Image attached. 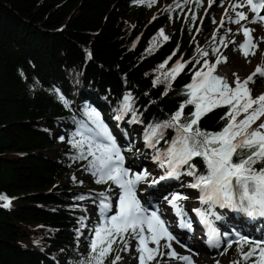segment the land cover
I'll return each mask as SVG.
<instances>
[{"label":"trees","instance_id":"16d2710c","mask_svg":"<svg viewBox=\"0 0 264 264\" xmlns=\"http://www.w3.org/2000/svg\"><path fill=\"white\" fill-rule=\"evenodd\" d=\"M160 3L0 0V195L11 201L5 208L0 200V264H80L90 252L94 228L103 221L88 219L84 206L92 200L99 210V198L87 183L64 182L91 160L78 159L72 143L81 139L75 135L78 131L95 135L90 110L99 113L123 153H131V165L140 154L143 171H148L156 156L168 151L175 128H160L152 137L154 146H149L146 134L179 110L188 98L186 85L197 71H207L205 60L210 65L225 51L230 31L204 8V0H168L162 7ZM165 25L170 27L166 41L159 35ZM177 62L185 67L168 87L165 76ZM157 79L160 83L154 84ZM259 81L260 92L253 97L264 94ZM126 96L131 98L128 110ZM194 110L186 105L183 115ZM227 112V106L215 108L199 121L200 129L221 131ZM59 124L65 140L56 148L53 130ZM190 163L197 175L207 173L202 157ZM180 170L191 179L189 184L195 182L187 175L188 165ZM95 180L92 184L100 190L115 185ZM181 181L160 185L181 190L187 182ZM86 223L91 235L84 237L86 247L79 252L77 239ZM247 224L264 234L263 221ZM122 246L113 245L105 264ZM248 249L245 244L244 251ZM234 256L240 259L237 247Z\"/></svg>","mask_w":264,"mask_h":264},{"label":"snow or ice","instance_id":"6c2138e0","mask_svg":"<svg viewBox=\"0 0 264 264\" xmlns=\"http://www.w3.org/2000/svg\"><path fill=\"white\" fill-rule=\"evenodd\" d=\"M137 2H146L148 6H151L156 0H137ZM212 2L213 0H209V6ZM241 6L243 5H235V7ZM247 6L255 15V19L251 22L264 23V16L260 15L264 10V0H247ZM247 18L244 12H238L237 19L233 22L239 24L241 20ZM251 32V29L243 28L245 41L240 47L244 49L245 57L255 55L254 49L257 47ZM159 35L163 36L165 41L169 39L164 35L163 30ZM197 51L204 57L208 56L207 51L201 49ZM215 51L218 49H214ZM220 63H227V58L218 56L216 62L210 65L207 60L204 61L207 71H197L192 82L186 85L187 91L184 93L188 97L186 101L180 104L179 110L169 121L152 127L150 133L146 134V140L149 146H154L151 140L160 128H175L177 135L168 151L156 156L161 167L166 168V174L161 176L160 180L177 176L180 167L188 165L187 175L195 178V182L189 187L200 190L199 199L202 204L209 205L210 208L217 205L221 208H232L250 217H264V166L256 167L257 164L264 165V120L261 119L264 117V94L253 97L249 87V84L255 82L256 77L264 78V64L258 65L254 72L243 81L233 74L235 80L232 86L225 77L214 74ZM160 67L163 68L164 65ZM184 67L183 63L177 62L166 74L165 78L169 79L168 87H171L170 80H174ZM156 83H160L159 79L154 81V84ZM59 99L66 107L68 106V101L62 95ZM130 99L128 96L125 97V110L131 107L128 103ZM186 105H193L195 108L190 116L183 115ZM223 106L228 107L226 116L222 117L226 120L223 129L219 132L201 130L199 121L215 108ZM88 115L96 125L97 131L95 135H86L83 131L75 134L81 137L80 140L72 142L73 147L79 150L77 158L86 159L90 156L88 170L96 178L95 182L111 181L120 191L113 215H108L113 211L111 199L107 193L99 194L101 198L99 210L104 219L94 228L90 252L80 261V264H105L114 251L113 245L119 242L123 245L122 251H128L130 239L138 242L136 251L139 253V264H150L157 255H164L158 251L160 241L166 240L165 247L171 248L170 242L175 240V237L157 211L149 214L137 198L136 187L147 174H137L129 178V170L123 167L124 158L111 133L101 121L99 113L92 109ZM241 116L243 118L238 119ZM257 121L260 122L257 124ZM60 139L63 140V137ZM194 157L203 158L207 169L206 174L197 175L194 171L195 166L190 163ZM157 182L153 181V183ZM185 199H187L186 196L174 194L169 200V204L178 215H182L183 211L178 202ZM0 200L5 201L3 204L5 208L11 204L7 196L0 195ZM196 211L201 216L202 223L209 229V245L218 247V233L207 218L208 214L199 209ZM150 243L157 247H149ZM236 243L240 259L232 261L231 264H247L253 257L255 259L252 264H264V240H248L245 237H239ZM245 244L249 245L247 252L244 251ZM231 246L232 243L229 242L228 247ZM167 255L182 260L185 264H194L191 256H178L175 251ZM120 260L121 256L116 255L110 264H118Z\"/></svg>","mask_w":264,"mask_h":264},{"label":"rangeland","instance_id":"374dc122","mask_svg":"<svg viewBox=\"0 0 264 264\" xmlns=\"http://www.w3.org/2000/svg\"><path fill=\"white\" fill-rule=\"evenodd\" d=\"M166 1L168 0H161L160 7H162ZM204 4H205L204 8L206 10L209 9V11L213 12L214 19L222 21L224 25L226 24L228 25L230 35L228 36L226 40L225 51H223L220 54L221 57L227 58V63H220L217 66L215 73L223 70L226 73L228 79L232 82V85L234 86L233 82L235 80V76L233 74H236V76H238L240 80L243 81L251 73L254 72V70L256 69L258 65L264 64V23H260V22L252 23L251 22L252 20L255 19V16L250 11V8L247 6L246 0H213L211 6H209V0H204ZM235 5H243V6L235 7ZM238 12H244L248 18L245 20H241L239 24H236L233 21L237 19ZM169 28H170L169 25H165L163 27L164 35L168 36ZM243 28H248L252 30L251 36L253 38V42L257 45L256 49H254L255 55H248L247 57H245L244 49H241L240 47V45L244 43L245 41V37L243 35ZM215 62L216 60L214 61V63ZM210 64H213V63L210 62ZM259 78L260 77H256L255 82L249 84V87L251 88L252 96H256L260 92L259 91V85H260ZM261 79L263 82L262 84L264 85V78H261ZM53 134H54V140H55L54 146L56 148H60L62 143L65 140V134H64L61 124H59V126L53 130ZM60 137H63V140H61ZM47 152H48V155H51V156L53 155L51 150H48ZM120 152L124 158V163H123L124 168H127L129 170V178H132L133 176L137 174H140V175H144L145 173L147 174L146 178L140 181L136 187L137 198L140 200L141 205L145 208V204L147 202L149 204L152 203L149 200V198L153 196L154 193L157 192L158 194H160L162 191H164L160 184L165 179L160 180V177L161 175L164 176L166 174V168L161 167V163L158 160V161H154L150 163L151 166L149 167L148 171L147 170L143 171L144 167L142 166V164H140L141 158H138L140 157V154L135 156L138 161H136L137 164H135L134 166V165H131L130 163L131 160H129L132 157L131 153L130 155L127 156V154L123 153L121 150ZM128 165L133 166V168H129ZM175 177H178V178L182 177L181 183H184L185 181L187 182H185L184 189L182 190H178V189L175 191L167 190V194L169 195V197L166 201H168V204H169V200L174 194H180L182 196L187 197V199L181 200V201L183 202L187 201L185 203L190 205L193 209H197V207L199 206V203L194 201V198L196 196L195 190L192 187H189L190 185L189 183L191 179L188 178L186 175H184V173L181 171L178 172V175ZM175 177L168 179L164 181L163 183H166L167 181H170L172 179H176ZM93 180H94V176L88 170V167L82 166V167L76 168L68 178L64 179V182L70 183V184H83V183L89 184L88 186L92 187V189L96 192V195L98 196L99 201L101 199L99 194L107 193L113 205V211L109 212L108 215L115 214L116 206L118 204V195L120 191L119 188L116 185H114V186H110L107 188H102L100 190L99 187L92 184ZM156 180H159V181L157 183H153V181H156ZM159 189H161V191ZM158 203L161 205L158 206V208L155 210H152L153 208L149 209L148 210L149 214L152 211H157L158 215H160V212H161L160 217L161 219H163L162 217L163 215L162 212H163L165 213V216H168L169 219L172 220L170 216L172 215V212L170 209H168L167 207L168 204L165 205L166 203L164 202H163L164 204H162L161 201ZM163 205H165V209L168 211V213L164 212L165 209ZM84 207H85V212L87 214L88 219L99 218L100 220L103 221L104 217L100 215V212L96 204L92 200H87ZM191 213L195 214V211L194 212L192 211ZM211 213L212 212L210 210V212L208 213V218L210 219L215 218L213 217ZM227 214H228V217L226 218L227 220L226 224L222 227L224 229L226 225L230 224L232 229L230 228L231 229L230 231L229 229L223 230V233L220 234V238L222 239V242L220 243L219 241L220 246L218 247V249L213 250L211 248L213 250L212 253L201 251V253H203L202 256L210 258V262H209L210 264H213V263L217 264V262L218 264H231V262L235 260L234 252L237 247L236 241L239 239V237H245V238H248V240H250L249 238L255 237L257 240H259L260 236L264 235L262 232L255 231L253 228H251V226H249L245 222V219L242 217L241 213L238 217H235L231 213H227ZM219 224L221 225V223ZM182 234L178 235L176 238L175 235L172 233V235H174L175 237V240L170 242L171 248L165 247V244L167 243L166 240H161L158 251L159 253H163L164 255H157L156 259L150 261V264H158L160 259L165 256H167L165 264L166 263L170 264L169 262H171V264H173L174 262H175L174 264H183L182 260L174 259L167 255V253L171 251H175L178 256H192L193 257L192 260L194 264H199L200 259L199 257L197 258V256H199L198 252L197 254L194 253L193 251L195 250L187 248L188 245L183 244L184 236H182ZM85 235L88 236V229L86 227V224L82 227L81 234L78 237V243H79L78 251L79 252H83L85 249V244L83 243ZM224 238H225V241H224ZM229 242L232 243V246L230 248L228 247ZM137 243L138 242L136 240L130 239L128 251H122L123 246L119 249L117 255L121 256V260L118 262V264H123V263L139 264V259H138L139 253L136 251ZM149 247L156 248L157 245L150 243ZM200 264H203V263L200 262Z\"/></svg>","mask_w":264,"mask_h":264},{"label":"bare ground","instance_id":"6f19581e","mask_svg":"<svg viewBox=\"0 0 264 264\" xmlns=\"http://www.w3.org/2000/svg\"><path fill=\"white\" fill-rule=\"evenodd\" d=\"M215 74L222 76V77H225L228 80V82L230 84H232V82L228 79L226 73L223 70H221ZM185 202H187V201H185ZM185 202H183V201L178 202L182 206V209H183L182 215H178L176 213V211L172 208V206L170 204H168L167 205L168 209H170L172 211V215H170L172 220H170L168 216H165V213H164V218L166 219L167 223L169 224L170 230L174 232L176 237L183 233L182 234V236H184L183 237V244L188 245L187 248L195 250V251H193L194 253L197 254V252H198L199 256H197V258L199 257L200 262H202L203 264H210L209 263L210 258L202 256L203 253H201V251L212 253L213 250L210 248L209 243H208L209 239L204 234L202 226H201L202 222H200V220L196 216V214H192L190 211L186 210L187 208H189L190 205H188ZM224 212H225V210H224ZM225 213H229L228 210H226ZM230 228H231L230 224L226 225V227L224 229H223L222 225H220L219 223L215 224V229H216V232L218 233L217 238L219 239L220 243L222 242V239L220 238V234L223 233V230H226V229L230 230ZM188 252H190V251H188ZM166 258H167V256L161 258L160 261L158 262V264H165ZM191 258H193V257L191 256ZM200 262H199V264H200ZM214 262H216V261H214ZM169 263L171 264V262H169ZM182 263L185 264L184 261ZM123 264H129V263H123Z\"/></svg>","mask_w":264,"mask_h":264}]
</instances>
